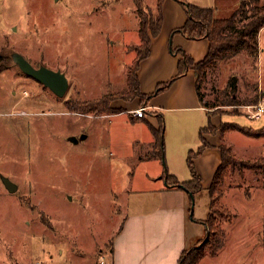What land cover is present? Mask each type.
Segmentation results:
<instances>
[{
  "label": "rangeland",
  "instance_id": "obj_1",
  "mask_svg": "<svg viewBox=\"0 0 264 264\" xmlns=\"http://www.w3.org/2000/svg\"><path fill=\"white\" fill-rule=\"evenodd\" d=\"M174 1L185 19L173 27L177 12L167 20L163 15L158 35L165 37L178 67L179 47L193 58L178 38L194 39L173 31L187 20L183 4ZM187 1L213 8L217 1V17L241 8L239 23L264 3ZM156 5L157 0H0V264H98L100 255L107 261L112 235L126 214L158 204V190L166 184L159 178L163 168L191 178L186 158L201 144L205 112L148 110L156 115L153 127H161L159 138L149 122L125 112L124 102H132L133 109L147 105L126 92L127 71L137 56L141 18L154 19ZM258 43L257 57L240 51L207 68L201 79L203 106L222 114L223 122L264 126V113L258 119L247 114L249 105L264 100V27ZM14 53L35 67L65 73L64 95L26 75ZM104 97L121 111L80 109ZM249 130L253 135L229 129L224 138L235 160L254 163L264 158V135ZM4 178L17 185L15 191ZM210 185L194 195L190 207L194 218L213 217L211 229L224 233L223 244L212 254L211 232L204 229L195 245L204 254L197 264H264V174L228 165L211 211Z\"/></svg>",
  "mask_w": 264,
  "mask_h": 264
},
{
  "label": "crops",
  "instance_id": "obj_2",
  "mask_svg": "<svg viewBox=\"0 0 264 264\" xmlns=\"http://www.w3.org/2000/svg\"><path fill=\"white\" fill-rule=\"evenodd\" d=\"M217 5L216 1L215 9ZM172 10L177 12L176 18L175 15L173 16L175 19L172 21V26L181 25L185 19L184 10L182 11L174 0H164L162 6L164 20L169 18ZM180 37L177 44L184 45L195 61L201 60L206 55L208 51L206 38L187 41L183 36ZM193 46L197 47V50L190 49ZM150 49V54L141 60L137 70L140 88L144 93L154 90L159 83L168 80L177 72V57L168 54L166 39L162 34L152 37ZM174 88L178 90L172 93L171 90ZM170 89L147 102L146 115L134 116L130 112L133 109L132 102H124L125 112L129 113L132 119H143L146 123L149 122L151 129L155 128L153 122H156V115L148 113V110L154 111L156 107L166 112L197 109L204 111L207 116L206 108L202 106L196 91L195 74L192 69L174 80ZM120 104V101L116 102V106ZM211 121L218 127L221 116L214 114ZM204 137L209 146L194 158V163L201 176L202 187L207 188L221 162L219 149L221 138L219 131L204 133ZM163 174L164 168L159 178H162L166 184L158 190V204L142 213H127L116 233L112 235V245L110 244L107 256L108 264H177L182 251L195 246L203 238V231L207 230V226L203 223V218H194L190 215L189 194L183 189L176 188L174 184L168 183ZM179 178L180 181H185L183 178L186 179L183 176Z\"/></svg>",
  "mask_w": 264,
  "mask_h": 264
},
{
  "label": "trees",
  "instance_id": "obj_3",
  "mask_svg": "<svg viewBox=\"0 0 264 264\" xmlns=\"http://www.w3.org/2000/svg\"><path fill=\"white\" fill-rule=\"evenodd\" d=\"M163 1L164 0H157L156 15L154 19L148 20L146 18H141L139 28L140 44L136 46L135 49L137 56L128 67L127 71L128 90L126 92L132 98L134 96H138L142 100V102L147 103L153 95L165 90L171 85L172 82H174V80L186 73L187 70L192 69L195 74L196 91L201 102L202 99L199 93V85L201 83V79L205 75L207 68L213 66L217 61L228 58L234 54L239 53L240 51H246L252 57L258 56V35L260 29L264 26V3L256 6L253 9V12L246 17L247 19L244 22L239 23L240 12L242 11L241 8L229 16L217 17L216 9L213 7H201L187 0H177L183 4L184 9L187 13V20L184 25L173 31H180L184 35H186V37L192 39L206 38L208 40V51L201 60L195 61L190 55L182 51V49L179 47L178 51H181L182 53L181 58L178 62L176 74H174L168 80L159 83L156 86V90L152 91L151 93H141L137 70L140 66L141 60L150 54L151 37L158 35V33L160 32L163 22ZM102 108L107 109L111 112L121 111V109L119 108L112 109L108 105V100H105V97L94 102H84L80 106V109L84 110L85 112L94 110L98 111ZM206 113L208 116V123L206 126H203L201 128V144L198 146V149L196 151L191 150L186 158L187 165L191 173V178L189 180L180 181L175 175L168 174L166 170H164V176H166L168 183L174 184L176 188L185 190L190 196V203H192L194 195L196 193H199L203 189L201 184V176L196 170L194 158L200 155L202 151L209 146V143L204 137V133H216L217 131H219L221 138V143L219 145L221 162L218 165L214 173L211 185L208 188L210 198L209 211H211L215 209L214 207L217 204L216 202L219 198V195L221 194V192L218 193L217 190L219 184H221L222 182L228 165L238 164L248 168L257 169L262 174H264V158L254 163L235 160L231 146L226 144L225 142L224 134L226 130L238 129L246 135H253V133L249 130L252 129L256 131L255 134L261 136L264 135V126L254 129L251 127L240 126L235 122L221 121V123L217 127L211 122V115H214L216 113L212 114L208 111H206ZM221 115L222 114H220V116ZM152 131H154L155 135H158V138L161 137V127L157 129L152 128ZM160 145H162V143ZM191 194L193 196H191ZM207 218H203L202 221L207 226V230L211 232L210 237L207 240V246L210 252L214 254L215 251L223 244L221 236H223L224 233L220 230L216 234L215 229H211L212 223L210 222V220L213 217L209 214ZM202 240L203 238L200 239L197 244L202 242ZM203 256L204 254L202 250H200V247L195 246L192 249H185L180 254L177 264H197L200 262Z\"/></svg>",
  "mask_w": 264,
  "mask_h": 264
},
{
  "label": "water",
  "instance_id": "obj_4",
  "mask_svg": "<svg viewBox=\"0 0 264 264\" xmlns=\"http://www.w3.org/2000/svg\"><path fill=\"white\" fill-rule=\"evenodd\" d=\"M13 59L18 67L28 76H31L47 86L53 93L58 96H63L68 88V78L60 70L52 69L44 65L35 67L28 59L20 53H14ZM4 183L10 191H15L17 185L7 178H4ZM191 196H193L191 194ZM190 215H193V209H190ZM208 233V230H207Z\"/></svg>",
  "mask_w": 264,
  "mask_h": 264
},
{
  "label": "built area",
  "instance_id": "obj_5",
  "mask_svg": "<svg viewBox=\"0 0 264 264\" xmlns=\"http://www.w3.org/2000/svg\"><path fill=\"white\" fill-rule=\"evenodd\" d=\"M147 106H139L137 108L131 109L130 112L134 116L142 117L146 115ZM264 113V100L248 106V117L250 119H258ZM35 264H43L42 262H36ZM99 264H107V261L104 256L100 255Z\"/></svg>",
  "mask_w": 264,
  "mask_h": 264
}]
</instances>
